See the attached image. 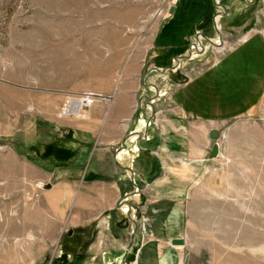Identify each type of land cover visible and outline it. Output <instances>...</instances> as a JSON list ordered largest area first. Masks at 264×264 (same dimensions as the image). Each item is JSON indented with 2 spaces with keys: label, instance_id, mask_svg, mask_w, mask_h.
Returning a JSON list of instances; mask_svg holds the SVG:
<instances>
[{
  "label": "rangeland",
  "instance_id": "rangeland-1",
  "mask_svg": "<svg viewBox=\"0 0 264 264\" xmlns=\"http://www.w3.org/2000/svg\"><path fill=\"white\" fill-rule=\"evenodd\" d=\"M176 2L0 0V264H99L103 255L129 244L125 262L135 257L138 264L137 250L148 232L143 227V206L134 205L136 186L117 199L123 205L111 206L95 221L98 240L82 252L65 238L80 227L70 216L79 207L61 205L64 197L83 189L84 174L80 170L68 177L44 173L37 163L44 162L42 154L47 150L41 154L38 147L53 140L58 135L55 126L64 122L88 125V120L97 119L101 123L93 137L115 136L107 127L111 121L129 124L146 100L165 107L185 75L212 64L247 35L264 34V0H230L224 15L216 14L224 10L212 1L211 13L186 34H194L190 47L188 40L177 44L179 38L171 34L162 45L167 36L161 30L171 31L177 25L166 20ZM199 33L217 42L222 38L224 49L198 35L207 47V58H183L176 70L168 68L177 64L173 55H187L188 48L203 49L195 47ZM130 85L141 89L126 94L124 101L132 108L115 111L119 96ZM86 90L105 96L91 106L98 107L96 113L87 107L80 113L59 115L69 97ZM143 93L149 99H140ZM213 126L218 130L217 138H212L217 155L211 156V148L207 166L194 170L195 182L189 185L184 202L182 242L173 243L179 250L178 264H264V94L251 113ZM132 182H136L133 177ZM46 184L51 187L46 189ZM38 191L42 194L36 198ZM63 244L76 246V252H63Z\"/></svg>",
  "mask_w": 264,
  "mask_h": 264
},
{
  "label": "crops",
  "instance_id": "crops-1",
  "mask_svg": "<svg viewBox=\"0 0 264 264\" xmlns=\"http://www.w3.org/2000/svg\"><path fill=\"white\" fill-rule=\"evenodd\" d=\"M212 1L224 10L216 14L227 13L230 0H224V3L177 0L174 11L166 19L174 20L177 25L173 24L171 31L168 28L161 30L167 36L162 45L171 34L179 38L177 44L182 45L188 40L186 45L190 47L194 34H186L196 28L197 21H202L211 13ZM203 7L206 10L203 11ZM211 23L206 22L205 26L209 28ZM215 23L214 18V26L217 27ZM198 35L213 45H225L220 37L217 42L209 34L199 33L196 48L205 45ZM234 46L215 58L212 64L190 76L188 81L179 82L171 94V102L165 107L159 108L146 100L140 106V114L132 115L129 124L111 121L107 127L117 134L115 136L109 133L99 139L93 137L101 123L97 119L88 120V125L84 122L74 125L64 122L59 127L55 126L58 135L43 147H38L41 154L43 149L47 151L42 154L44 162L38 160L37 164L46 174L64 173L68 177L77 170L84 174V183L80 184L83 189L77 195L73 193L64 197L61 205L79 207L70 215L75 227L98 221L111 206H119L117 199L123 197L122 192L133 191L134 176L135 183L142 187V192L134 195V205L143 206V227L148 232V237L142 240L137 250L138 264H178L179 250L172 241L181 237L185 229L184 202L189 185L195 182L194 170L204 169L211 160L213 125L251 113L264 94V34L257 31L251 33ZM206 48L194 50L196 53L191 50L190 59L203 60ZM177 56L173 55L172 59ZM125 89L114 106L115 111L131 109L132 104L124 101L126 94L134 95L141 90L138 85ZM149 97L143 93L140 99ZM97 108L94 106L88 111L94 114ZM156 110L159 112L155 115ZM161 113L164 114L161 116ZM154 115L160 125L157 130L153 125ZM106 158L112 159L111 163H107ZM87 172L90 180L85 177ZM68 180L77 183V180ZM91 184H97V187L93 189ZM90 190L95 194L85 192ZM120 203L123 205V202ZM125 210L130 209L126 207ZM134 214L137 218L136 210ZM123 248L121 246L109 255H103L99 264H126L122 260L131 247L122 252Z\"/></svg>",
  "mask_w": 264,
  "mask_h": 264
},
{
  "label": "trees",
  "instance_id": "trees-1",
  "mask_svg": "<svg viewBox=\"0 0 264 264\" xmlns=\"http://www.w3.org/2000/svg\"><path fill=\"white\" fill-rule=\"evenodd\" d=\"M96 223L93 222L90 225H87L86 227L80 226L76 228L73 232V234L66 235V240L69 242L67 244H78V248L82 252H87L90 245L93 243V241L96 239ZM63 252L71 254L72 252H76V246L73 245H65L63 244Z\"/></svg>",
  "mask_w": 264,
  "mask_h": 264
},
{
  "label": "built area",
  "instance_id": "built-area-1",
  "mask_svg": "<svg viewBox=\"0 0 264 264\" xmlns=\"http://www.w3.org/2000/svg\"><path fill=\"white\" fill-rule=\"evenodd\" d=\"M105 98V96L95 90H86L83 91L81 93H79L77 96H71L68 98V101L66 102V104L63 106L62 111L59 113L60 116H64V115H71V114H75V112H73V110H71L72 106V100H77L80 101L81 106H80V111H84L85 108L87 107H91L92 105L96 104L98 101H100L101 99ZM40 191L36 192L34 194V197L39 198L40 197ZM135 259V257H134ZM130 260V262L128 264H137L135 260Z\"/></svg>",
  "mask_w": 264,
  "mask_h": 264
},
{
  "label": "water",
  "instance_id": "water-1",
  "mask_svg": "<svg viewBox=\"0 0 264 264\" xmlns=\"http://www.w3.org/2000/svg\"><path fill=\"white\" fill-rule=\"evenodd\" d=\"M174 11V6H172L171 8H170V12L172 13ZM216 24V23H215ZM216 26H217V24H216ZM194 44H196V43H194ZM193 44V45H194ZM203 48L205 49V47L203 46ZM191 49L188 51V54L187 55H178L177 57H175V60H177V64H175V65H173V66H170V67H168V68H171V69H174V70H176L177 69V66L179 65V62H180V60L181 59H183V58H187V59H190L191 58ZM168 68H166V69H168ZM155 69H157L156 67H155ZM157 70H160V69H157ZM163 71V70H162ZM188 79H189V76H187V75H185L184 76V80H182L181 82H186V81H188ZM217 136H218V130L217 129H213L212 130V133H211V137L212 138H217ZM217 150H218V147H217V144H215L214 146H213V148H212V151H211V156H215V155H217ZM133 179H134V176H133ZM135 186H136V191H135V193H138L139 191H140V187H139V185L138 184H136L135 183ZM44 187L46 188V189H49L50 187H51V184H46V185H44ZM122 204L121 203H119V206H121ZM130 207H131V205H130ZM129 217H130V219L136 224V220H134V219H132V213H131V211L129 212ZM137 225V224H136ZM72 232V231H71ZM132 238H134V237H132ZM180 242H182V240L181 239H179V238H177V239H173V241H172V243H174V244H176V243H180ZM129 247H131V245H129ZM125 258H126V256L124 257V261L123 262H125ZM113 262H111V263H105V264H112Z\"/></svg>",
  "mask_w": 264,
  "mask_h": 264
},
{
  "label": "bare ground",
  "instance_id": "bare-ground-1",
  "mask_svg": "<svg viewBox=\"0 0 264 264\" xmlns=\"http://www.w3.org/2000/svg\"><path fill=\"white\" fill-rule=\"evenodd\" d=\"M222 45V46H221ZM217 47H221V48H223L224 49V45H223V43H219L218 45H216ZM71 106H72V108H71V110H73V112H75V114L76 113H80V110H78V109H80V106H81V103H80V101H77V100H72V103H71Z\"/></svg>",
  "mask_w": 264,
  "mask_h": 264
}]
</instances>
